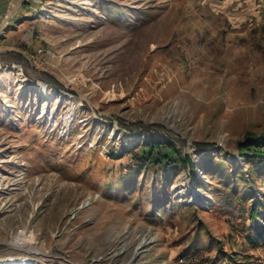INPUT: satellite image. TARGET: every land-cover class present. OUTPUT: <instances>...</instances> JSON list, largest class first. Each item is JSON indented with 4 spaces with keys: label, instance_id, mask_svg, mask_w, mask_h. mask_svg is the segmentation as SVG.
<instances>
[{
    "label": "rangeland",
    "instance_id": "rangeland-1",
    "mask_svg": "<svg viewBox=\"0 0 264 264\" xmlns=\"http://www.w3.org/2000/svg\"><path fill=\"white\" fill-rule=\"evenodd\" d=\"M247 136L264 0H0V264H264Z\"/></svg>",
    "mask_w": 264,
    "mask_h": 264
},
{
    "label": "trees",
    "instance_id": "trees-1",
    "mask_svg": "<svg viewBox=\"0 0 264 264\" xmlns=\"http://www.w3.org/2000/svg\"><path fill=\"white\" fill-rule=\"evenodd\" d=\"M152 145H155V143L153 142ZM239 146L241 154H247L250 152L264 154V139L259 140L254 137L252 138L251 136H247L246 139L240 140ZM156 159H158V157Z\"/></svg>",
    "mask_w": 264,
    "mask_h": 264
},
{
    "label": "built area",
    "instance_id": "built-area-1",
    "mask_svg": "<svg viewBox=\"0 0 264 264\" xmlns=\"http://www.w3.org/2000/svg\"><path fill=\"white\" fill-rule=\"evenodd\" d=\"M179 260L182 262L194 264L197 261V256H196V254H194L192 252H187V253L181 254L179 256Z\"/></svg>",
    "mask_w": 264,
    "mask_h": 264
},
{
    "label": "water",
    "instance_id": "water-1",
    "mask_svg": "<svg viewBox=\"0 0 264 264\" xmlns=\"http://www.w3.org/2000/svg\"><path fill=\"white\" fill-rule=\"evenodd\" d=\"M143 247H144V246H143V243L138 244V245H137V248H136L137 253H139V252L142 250Z\"/></svg>",
    "mask_w": 264,
    "mask_h": 264
},
{
    "label": "bare ground",
    "instance_id": "bare-ground-1",
    "mask_svg": "<svg viewBox=\"0 0 264 264\" xmlns=\"http://www.w3.org/2000/svg\"><path fill=\"white\" fill-rule=\"evenodd\" d=\"M197 199H198V200L200 199L202 202L204 201V199H202V198H200V197H197ZM144 244H145V243L143 242V246H145Z\"/></svg>",
    "mask_w": 264,
    "mask_h": 264
}]
</instances>
